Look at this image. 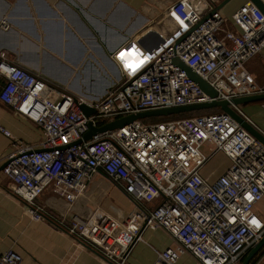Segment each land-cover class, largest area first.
<instances>
[{
  "label": "built area",
  "instance_id": "2783aa9c",
  "mask_svg": "<svg viewBox=\"0 0 264 264\" xmlns=\"http://www.w3.org/2000/svg\"><path fill=\"white\" fill-rule=\"evenodd\" d=\"M231 21L233 28L221 34L226 18L220 10L178 0L153 21L160 36L151 33L140 39L141 31L134 38L141 46L137 54L128 52L132 41L118 49L121 74L108 93L97 98L75 96L0 50V100L44 133L37 149L13 141V150L2 158L4 171L14 181L13 193L30 216H49L110 264H128L144 233L160 228L174 243L158 251L153 264H177L185 253L203 264H241L264 235V144L233 117L219 111L162 121L140 119L79 142L90 122L102 126L141 111L264 93V84L246 68L264 49V13L248 0ZM2 26L9 28L8 20ZM175 57L217 95L211 98L203 91L174 63ZM82 103L94 112L87 116ZM261 107L264 111V101ZM235 108L264 136V128L240 106ZM0 130L12 136L2 125ZM219 156L227 161L212 167ZM99 173L130 198L132 208L125 216L100 207L87 217L59 216L39 201L52 182L69 187L78 200ZM22 263L14 248L0 253V264Z\"/></svg>",
  "mask_w": 264,
  "mask_h": 264
},
{
  "label": "crops",
  "instance_id": "0c3cea01",
  "mask_svg": "<svg viewBox=\"0 0 264 264\" xmlns=\"http://www.w3.org/2000/svg\"><path fill=\"white\" fill-rule=\"evenodd\" d=\"M177 1L0 0V50L7 51L11 61L75 96L102 97L121 74L115 59L118 49L146 28H159L153 21ZM189 1L197 8L209 5L220 10L229 20L248 0H237L236 4L231 0L219 8L223 0ZM4 20H8L9 28L2 26ZM139 36L145 38L142 33ZM251 63L255 68L253 75L264 83V49ZM240 108L264 128L261 102ZM0 125L12 135L8 137L0 130V167L5 161L2 158L13 150V141L37 149L44 138L41 126L1 100ZM226 161L221 156L212 167ZM13 185L11 176L0 170V253L14 248L22 255V264H110L100 252L58 226L49 216L33 219L27 205L13 193ZM39 201L48 210L67 217L72 213L87 217L98 207L123 217L132 208L130 198L103 173L95 176L78 200L74 201L69 187L52 182ZM144 238L134 245L128 264H153L157 252L174 243L162 228L146 231ZM177 264L203 263L185 253ZM256 264H264V255Z\"/></svg>",
  "mask_w": 264,
  "mask_h": 264
},
{
  "label": "water",
  "instance_id": "95a60500",
  "mask_svg": "<svg viewBox=\"0 0 264 264\" xmlns=\"http://www.w3.org/2000/svg\"><path fill=\"white\" fill-rule=\"evenodd\" d=\"M231 0H223L217 8L222 7L226 3ZM252 3L256 4L264 13V2L262 0H249ZM173 21L174 18H171ZM167 21V20H166ZM165 21V22H166ZM164 22V24H165ZM164 26V25H163ZM175 26H178L177 21H175ZM157 36H160L156 30L152 32ZM146 38V37H145ZM143 38V39H145ZM174 63L180 66L182 69L186 71V73L199 85V87L205 91L211 98H214L217 95L216 90L211 87L204 78H202L197 72H195L189 65L184 63L180 58L175 57ZM264 101V93L255 94V95H248L242 96L232 99V101L228 100H212L207 102L195 103V104H188V105H178L172 107H165L159 109H152L141 111L137 113L128 114L126 116H122L120 118H116L105 123L102 126H97L93 122H90L89 130L83 136L82 140H90L94 137V135L101 133L106 130H113L117 128H121L129 123H132L136 120L140 119H147V118H157V117H168L172 115H179L182 113H188L193 111H199L204 109L210 108H220L223 112L229 114L233 117L236 121H238L246 130H248L252 135H254L259 141L264 144V136L263 134L249 121L247 120L240 112L237 111L235 106H241L247 103L252 102H262ZM82 109L84 110L87 116L91 115L94 112L92 108L87 106L85 103L81 104ZM7 163L2 164L0 170H4V167ZM264 246V235L262 238L247 252L245 259L241 262V264H250L251 260L255 257V255L262 249Z\"/></svg>",
  "mask_w": 264,
  "mask_h": 264
},
{
  "label": "trees",
  "instance_id": "16d2710c",
  "mask_svg": "<svg viewBox=\"0 0 264 264\" xmlns=\"http://www.w3.org/2000/svg\"><path fill=\"white\" fill-rule=\"evenodd\" d=\"M219 111H222V110L220 108H210V109H204V110L193 111V112H188V113H182L179 115H172V116H168V117L147 118V119H143V120L145 122L162 121V120H166V119H173V118H179V117H185V116H195V115H201V114H207V113H213V112H219ZM263 255H264V246L255 255V257L251 260L250 264H256ZM245 257H246V254L242 257V261L245 259Z\"/></svg>",
  "mask_w": 264,
  "mask_h": 264
},
{
  "label": "rangeland",
  "instance_id": "374dc122",
  "mask_svg": "<svg viewBox=\"0 0 264 264\" xmlns=\"http://www.w3.org/2000/svg\"><path fill=\"white\" fill-rule=\"evenodd\" d=\"M233 3H237V0H234L233 1ZM230 5V4H229ZM233 28V24H232V21H231V18H229V20H227L226 22H225V24L222 26V29H221V34H223L225 31H227V30H229V29H232ZM254 59V57L252 58V59H250V63L248 62L247 64H246V68L253 74L254 72H255V68H254V65L251 63V61ZM257 79V78H256ZM257 81H258V83H260V84H264V83H261L260 81H259V79H257ZM219 157H221V156H219ZM218 157V158H219ZM218 160V159H217Z\"/></svg>",
  "mask_w": 264,
  "mask_h": 264
},
{
  "label": "bare ground",
  "instance_id": "6f19581e",
  "mask_svg": "<svg viewBox=\"0 0 264 264\" xmlns=\"http://www.w3.org/2000/svg\"><path fill=\"white\" fill-rule=\"evenodd\" d=\"M156 28H158V27H153V26H151V27H149V28H146L145 30H144V32H142V34L143 35H145V37L147 36V34L149 35V34H151ZM157 32V31H156ZM158 33V32H157ZM132 41V45H131V47H130V49L128 50V52H130V51H133V52H135L136 53V50L137 49H141V46H140V44L138 43V41H136V40H130L129 41V43ZM137 54V53H136ZM116 59V58H115ZM120 65V64H119ZM121 66V65H120Z\"/></svg>",
  "mask_w": 264,
  "mask_h": 264
},
{
  "label": "snow or ice",
  "instance_id": "6c2138e0",
  "mask_svg": "<svg viewBox=\"0 0 264 264\" xmlns=\"http://www.w3.org/2000/svg\"><path fill=\"white\" fill-rule=\"evenodd\" d=\"M125 56H126V54H125V53H121V59H124V58H125ZM128 66H129V67H133V65H131V64H129Z\"/></svg>",
  "mask_w": 264,
  "mask_h": 264
}]
</instances>
